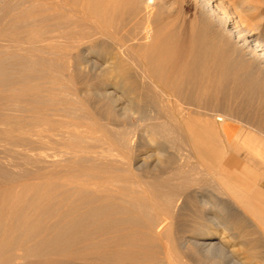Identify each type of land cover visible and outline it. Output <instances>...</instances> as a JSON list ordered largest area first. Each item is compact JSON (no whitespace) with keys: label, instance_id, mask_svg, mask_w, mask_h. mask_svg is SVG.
Instances as JSON below:
<instances>
[{"label":"bare ground","instance_id":"obj_1","mask_svg":"<svg viewBox=\"0 0 264 264\" xmlns=\"http://www.w3.org/2000/svg\"><path fill=\"white\" fill-rule=\"evenodd\" d=\"M197 1L187 26L185 17L170 16L154 0H0V44L70 57L77 96L119 129L105 130L114 150L95 152L87 167L70 159L42 165L32 177L0 171V264L18 253L36 257L34 264H232L222 261L230 256L228 235L245 248L247 262L240 257L238 264L261 259L255 233L264 232V195L227 187L223 195L244 211L232 213L216 177L198 179L191 162L211 175L232 165L217 145L221 137L230 148L264 145L243 123L218 124L209 118L213 110L198 106L220 89L264 97V43L238 30L233 44L229 27L238 28L237 21L210 0ZM122 5L132 10L129 25L141 31L135 45L108 26ZM23 82L0 84V142L49 144L79 127L55 118L57 108L32 112L24 102L35 88ZM25 109L28 115L13 113Z\"/></svg>","mask_w":264,"mask_h":264},{"label":"rangeland","instance_id":"obj_2","mask_svg":"<svg viewBox=\"0 0 264 264\" xmlns=\"http://www.w3.org/2000/svg\"><path fill=\"white\" fill-rule=\"evenodd\" d=\"M77 1L82 2V0ZM154 1L155 3L163 6L165 11H167L170 16L181 15L183 18L185 17V23H187V26L189 25L191 20L195 19L199 10V4L197 0ZM210 4L213 6H220L222 8V11L218 12L221 15L223 14V16H227L231 20L235 19L234 21H237L238 28L234 26L229 27V33L231 34L230 36L233 44L236 43V40L234 38L236 34L238 35V30L253 32V38L264 43V0H210ZM3 5L4 4H1L2 9L5 6ZM122 6H120V8H117V10H120H118L119 12L116 10L117 12L112 13L110 15L111 17L108 16V19H106V21L109 20L110 22V19L112 18V23H108V26L112 31H114L113 28L118 26L119 30L116 27L115 29L117 31H115L116 33L118 32L117 34L119 36V31L121 29L124 31H122L123 33H121L122 39L124 38V41L122 40L124 44L131 45V43L133 42V45H135L134 42H137L138 39H141L138 38L141 36L139 35L141 34V31H139L138 29L135 30L134 28L136 27H131L129 25V16L131 15L132 10L127 9V7H129L128 5ZM129 10L131 13L129 12ZM123 11L127 13V19H124L125 17L123 14L126 15V13H123ZM3 12H5V10H2L1 13ZM191 16L194 17L192 18ZM125 22L127 23V25H129L128 28ZM110 24H114L115 26L112 27ZM123 25H125L126 27ZM120 26H123L124 29ZM125 28H127L128 30L131 29V31H128ZM0 47V84L2 83L1 88L5 89L6 84L8 87V85L12 82L21 83L24 81L27 85H34L33 87L35 89L31 92L29 91V93L31 94L24 102L27 107H29L30 104L34 106V110L32 112H37L43 109L50 112L53 108H57L59 109L60 114L55 118L59 120H69L79 125V127L76 128V130L72 131L69 135L58 140L54 139L49 144H44L42 142L33 140L9 141L8 143L0 142V144L2 145L6 144L5 146L7 147L6 152L5 148H2V146H0V160L4 159L2 158L3 154L7 156L5 159L8 162L7 164L5 159L3 161H0L1 163H4V167H0V171L2 169L6 170L11 178L13 177V175H16L18 173L20 175H25V177H32L42 165L53 164V162H55V164L57 165H60L61 163H66L70 159H77L76 163L78 166L85 165L87 167L90 163V159H92V157H95L93 156L95 155V152L104 151L105 153H110L114 150L113 148L115 147V143L111 145L110 141L105 138V130L108 129L112 130L113 132L115 131L114 133L116 134L119 129L113 125L104 123V121L101 120L97 115L94 108L89 103L83 101L81 97H78L79 95L77 96L75 88L76 83L70 78L71 69L69 70V67H71L72 60L69 59L70 57L68 58L61 54L59 56L58 54L55 55L47 53H33L32 55L26 50L23 51L19 49L18 51V48L14 46L8 47L0 44ZM4 48H7L8 50L6 49L7 51H4ZM10 48L14 49L15 51L17 49V51L14 52L12 50L11 52ZM1 51H3L4 53H1ZM5 52H7L8 54ZM1 54L5 55L2 56ZM29 56H31V58H28ZM11 66H14L15 69L11 68ZM45 87L52 88V92H46ZM198 106H200L201 108H207L208 110H213L210 112L209 118L213 119L218 124H220L223 119L228 118L239 121L243 123L247 129H251L257 132L264 139L263 96H256L250 99L237 89H220L218 95H213L212 91H209L198 103ZM28 109H25L23 111H15L13 113L22 112L21 114L28 115L30 112ZM127 132L128 134L126 139V146L128 148L129 155L132 156L133 148L135 145L133 127L128 128ZM115 138H117V136H115ZM128 145L130 148L128 147ZM217 145L226 158L234 159L232 161V165L228 164V166H226L227 169L221 168L220 172H214L211 175L205 172V170H203L202 168L200 169V167H198L192 160L191 164L195 166L196 171H199V173L197 174V178H201V180L203 181L209 180L211 181V183H214L217 180L215 182V185L218 184L223 186L221 187L217 185L219 188V192L217 193L223 198H229L227 197V195H223L225 194V190L227 189V187L228 189H232V191L238 193H251V195L254 197H260V194L264 195V145L250 147L242 144L241 142V144L239 145L240 148L237 145L233 146L235 148H230L228 147V142H225L224 137H221L217 141ZM237 148L239 149V151ZM2 149L4 152L2 151ZM47 155H49L50 158H46ZM233 165H236L237 167ZM129 168L130 169H127L130 171L132 167ZM219 176L223 178L221 179ZM213 177H216V180ZM226 183L230 185H226ZM229 200L232 213H234L233 211L235 210L239 211L240 213L244 212L241 207H238L240 205H238L237 203H233V199L229 198ZM167 203L168 200L165 201V204ZM259 214L264 215L263 205L259 208ZM258 221L260 222V220ZM249 223H251V225L254 224L253 226H255L256 228V221L254 222V220L252 221L250 219ZM255 234L257 236L259 235L261 237L260 239H262V256L261 259H252L249 264H264V232L259 234L258 232H256ZM228 238L232 239V243H225L227 247L231 249L229 251L230 256L228 257V259L226 258V260L222 259V261H225L227 263L232 262V264H238L236 261L238 260V258L242 257V261L247 262V260L245 259L246 253L242 251L244 248L243 244L239 241V239H234L230 235H228ZM232 249H235L233 253ZM34 260H36V257H24L23 255L18 253V255H14L13 260L8 264H34ZM234 261L236 263H234Z\"/></svg>","mask_w":264,"mask_h":264},{"label":"crops","instance_id":"obj_3","mask_svg":"<svg viewBox=\"0 0 264 264\" xmlns=\"http://www.w3.org/2000/svg\"><path fill=\"white\" fill-rule=\"evenodd\" d=\"M233 148H235V147H233ZM233 166L237 167L236 165H233Z\"/></svg>","mask_w":264,"mask_h":264}]
</instances>
